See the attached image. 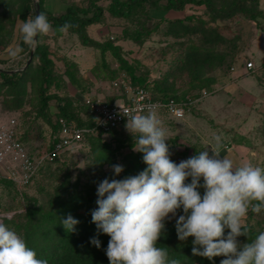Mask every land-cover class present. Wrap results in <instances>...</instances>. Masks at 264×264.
I'll use <instances>...</instances> for the list:
<instances>
[{
  "label": "rangeland",
  "instance_id": "obj_1",
  "mask_svg": "<svg viewBox=\"0 0 264 264\" xmlns=\"http://www.w3.org/2000/svg\"><path fill=\"white\" fill-rule=\"evenodd\" d=\"M37 1L32 0V5ZM89 1L41 0V4L45 12L57 15L70 5L86 8ZM94 1L103 7L110 2ZM229 1L214 0V12L205 9L203 5L185 6V13L192 15V18L184 22V27L182 24H170V20L165 18L160 21L165 9L144 6L139 10L136 8L131 19L115 18L105 11L98 23L86 28L93 39L114 40V44L121 48L122 57L134 66L136 75L145 78V84L154 96L161 97L162 93L157 88L160 86L167 88V95L189 102L185 109L187 116L183 120L176 121L167 113H158L172 136L167 143L171 159L177 164L196 155L198 151L214 146V137L219 135L222 137L218 149L221 156L229 157L231 154L236 165L239 162L238 165L252 163L264 167V58L255 62L249 53L256 40L264 43V18L250 20L240 13L218 17L217 11ZM24 2L0 0V69L26 71L16 89L1 85L0 77V122L9 117L15 118L20 136L24 138L28 149L34 155L42 156L57 135L53 124L61 116V105L67 102L68 111L83 119L88 114L81 101L83 94L97 92L102 95L100 97L108 98L113 78L122 74L131 76L120 68L111 51L107 50L102 56L99 49L82 45L76 34L53 28L49 35L39 38V43L47 45L49 58L53 60L54 80L47 93L58 95L63 101L52 99L47 110L41 112L37 92L39 61L31 58L26 65L29 59L27 52L17 55L20 25L23 23L19 15ZM254 7L264 12V0H258ZM153 8L159 11H153ZM147 11L148 18L145 16ZM29 15L34 17L33 9ZM200 20L207 23L201 24ZM140 28L151 29V35L142 41H134L122 35L123 30L133 32ZM193 46L209 53L206 61L209 65L201 63L202 55L197 53L200 63L183 69L186 62L182 58L185 53L193 52ZM189 56L188 61L195 59L194 54ZM246 61H252L257 70L254 76L257 77L255 91H237V95L231 94L230 100L223 107L218 102L214 107L210 100L218 98L219 92L226 87L224 83L231 72L230 68L238 67ZM222 80L225 82L221 83ZM230 80L231 83L236 82ZM248 80L253 79L248 77ZM239 84L243 85L242 82ZM190 103L193 104L191 108ZM188 119L194 126L191 135L189 129L182 127ZM125 124L102 139L110 143V149L101 147V141L86 138L73 145L70 152L55 159H45L36 178L21 192L0 179V211L10 212L12 217L24 212L26 207L53 209L58 206L55 200L57 195L66 197L72 192L80 193L84 198L97 199V185L105 178L119 179L129 167L133 170V176L138 175L147 165L143 162V153L132 150L133 137L127 132ZM177 128L186 130V133L177 134L174 131ZM113 164L123 165L124 171L119 176L113 173ZM200 191L203 194L202 188ZM250 212L244 223L252 225L259 232L264 231V211L259 214ZM178 214L179 210L177 217ZM23 217L17 216L8 224L18 234L17 228L24 222Z\"/></svg>",
  "mask_w": 264,
  "mask_h": 264
},
{
  "label": "clouds",
  "instance_id": "obj_2",
  "mask_svg": "<svg viewBox=\"0 0 264 264\" xmlns=\"http://www.w3.org/2000/svg\"><path fill=\"white\" fill-rule=\"evenodd\" d=\"M73 25L65 23L61 32ZM53 30L41 11L20 25L23 42L29 48ZM120 114L127 117L125 128L133 137V151L143 153L147 167L138 175L125 179L105 178L97 185L98 207L91 211L97 236L91 244L101 247L98 236L110 237L105 250L109 264H180L169 259L166 248L157 246L166 221H175L178 239L192 240V253L213 260L226 257L220 264H264V231L249 241V227L244 223L249 211H264V167L252 163L234 164L215 145L198 151L179 164L171 159L167 141L172 138L155 110L134 114L117 100ZM83 168V167H81ZM116 176L123 165H111ZM190 178V182L189 181ZM202 181V182H201ZM203 189V194L200 189ZM60 223L69 233L76 232L80 221L71 213ZM225 229H229L225 235ZM247 236L241 244L238 237ZM0 264H48L25 239L4 222H0Z\"/></svg>",
  "mask_w": 264,
  "mask_h": 264
},
{
  "label": "trees",
  "instance_id": "obj_3",
  "mask_svg": "<svg viewBox=\"0 0 264 264\" xmlns=\"http://www.w3.org/2000/svg\"><path fill=\"white\" fill-rule=\"evenodd\" d=\"M247 3H251L252 5L248 6ZM257 4L258 0H230L226 6L221 7L219 11H217L218 13L216 15L221 18L223 16H230L235 13H240L250 20H256L257 17L264 18V12H260L255 9L254 6H257ZM187 5H203L207 10L213 12L216 10L214 6V0H110L109 4L105 7L97 4L94 0H90L86 8L70 5L63 13L54 15L52 13L45 12L42 9L41 0L34 2L33 5L32 0H25L20 10L21 12L19 19L24 22L28 18V13H30L32 9L34 16L37 14L38 9V14L43 11L55 29H60V26L64 25L65 23H71L73 27H71L68 32L76 34L82 45L99 49L102 56L107 50L111 51L119 62L120 68H122L131 76L133 82L135 84L147 87L145 84V78L135 74L134 66L122 57L120 54L121 48L118 44H114V40H95L88 35L86 28L92 24L98 23L105 11L110 16L115 18L131 19L133 18L135 12L144 6H150L151 8H162L166 11H183ZM136 8L138 9L135 10ZM147 13L148 11L145 13L146 18L149 17V13ZM191 18L192 15H185L183 18H165L164 20L168 19L170 20V24H182L184 27V22L190 20ZM213 19L215 20L214 17ZM162 20L163 19L160 21ZM200 22L201 24L207 23V21L204 20H200ZM151 31V29L148 30L145 28H140L130 32L128 29H126L122 31V35L124 38H129L134 41H142L143 38L151 35ZM18 45L19 52L17 55H22L24 52H27L26 56L30 57V53L32 52V59L37 58L39 61L37 92L39 94V109L41 112H44L47 110L49 102L52 99L63 101L58 95L47 93L54 80L53 60L49 58L48 47L46 44L39 43L34 49L29 48L28 45L23 42L22 35L19 38ZM191 50L193 51L192 53L189 51L185 53L184 57L182 58L186 62V66H184L183 69L192 66L191 64L197 65L200 63V59L197 58V53L202 55L201 63L204 62L206 66L209 65V63L206 62L207 56L209 55L208 52H205L204 49L200 50L198 46H193ZM190 54H194L195 59L188 61L190 59ZM25 72V69H0V77L2 79L1 85H6L7 87L16 89L20 81L23 79L22 76L25 74ZM157 88L162 93L161 98L165 100L167 98L173 97L178 101H187L181 98L179 99L173 95H167V88H161L160 86ZM66 103L67 102H65V104L61 105L60 107V115L63 118L74 121L78 126H91L90 117L84 120L77 117L73 114V112L68 111L66 107L68 104ZM82 104L84 105L83 102ZM57 127V124H53V129H55V132L57 131ZM115 130H113L111 134ZM86 138L89 140L95 139L101 141V147L110 149V143L102 140L100 136H87ZM51 146L52 144L50 147ZM68 152L70 151H67L66 153ZM58 157L60 156L55 155L53 159ZM132 172V168H126L124 175L120 176L119 179L122 180L133 176ZM1 180L4 182V184L13 186L9 181L4 179ZM57 197L58 198H55V200L58 206L54 207L53 209H44L41 206H33L32 208L26 207L24 212L18 213L9 219L4 218L3 222L8 225L17 216L23 215L24 222L19 224V228H17L21 234V237L26 240L29 247L33 248L37 252L38 258L47 260L48 264H109V259L105 250L108 246L110 237L101 233L98 236L101 241V247L97 248L91 244V238L97 236V227L91 222V211L98 207L96 204L97 199L92 197L84 198L82 195H80V193L77 192L67 194L66 197H60L59 195H57ZM69 213H71L74 218L80 221V223L76 225L77 231L73 233L67 232L64 226L60 223L61 218H66ZM182 214L183 212L181 209L179 210L178 215ZM175 221L176 218L174 220L168 221L165 224L164 234L161 235L157 243L158 247L166 248L168 250L169 259L179 260L180 264H220L221 260L226 258L223 256H217L213 261L205 257L193 255L192 240L194 237H189L187 241L181 242L177 236ZM246 225L250 229L249 241H251L259 234V231L255 230L250 224ZM228 231L230 230L225 229V235H227ZM237 239L241 244L248 242L247 236H240Z\"/></svg>",
  "mask_w": 264,
  "mask_h": 264
},
{
  "label": "built area",
  "instance_id": "obj_4",
  "mask_svg": "<svg viewBox=\"0 0 264 264\" xmlns=\"http://www.w3.org/2000/svg\"><path fill=\"white\" fill-rule=\"evenodd\" d=\"M244 68L255 70L252 61L244 62ZM233 70V67H231ZM111 89L118 95L119 103L134 114H146L152 109L156 112H164L175 119L185 117V109L188 101H178L173 97L166 100L154 96L150 90L142 85L135 84L131 77L125 74L114 78L110 82ZM82 102L86 106L91 126H78L74 121L66 120L59 116L57 135L49 146L46 154L34 155L28 149L26 142L20 136L16 119L9 117L0 122V179L11 182L18 191L27 188L36 178L40 166L45 159H53L71 150L75 144H79L87 136H100L102 139L127 122V117L120 114L117 101L108 102L104 99L85 95ZM10 212L0 211V221L10 218Z\"/></svg>",
  "mask_w": 264,
  "mask_h": 264
},
{
  "label": "crops",
  "instance_id": "obj_5",
  "mask_svg": "<svg viewBox=\"0 0 264 264\" xmlns=\"http://www.w3.org/2000/svg\"><path fill=\"white\" fill-rule=\"evenodd\" d=\"M153 9H154L153 11H159L158 9H155V8H153ZM184 10H186V8ZM184 10L183 11H173V10L164 11L165 14L160 17V20L163 19V18H169V19L183 18L185 15H187ZM180 13L182 14L181 16L179 15ZM249 53H250V55H252L251 57L253 58V60L255 62H257L260 58L263 59L264 58V43L263 44L261 42L259 43V40H256L254 42V46L250 48ZM230 71L231 72H229V76H228V78L226 80V84L224 83L225 80H222V82H221V83H224V85L226 87L225 88H222V91L219 92L218 98L210 100V103H212V105L214 107H215V105H216L217 102H218V105L220 104V107H223V105L230 100L229 98L231 97V94L237 95L236 94L237 91H238V93L241 92V91H243L244 93H250V92L255 91V89L257 88V82H256V78L257 77H254V76L257 75L256 74L257 70H253V71L252 70H247V69L244 68V65L242 64V65H240L238 67H233V70H231V68H230ZM248 77L252 78L253 80L252 81L248 80ZM230 79L235 80L236 82L235 83H231V80ZM239 82L240 83L242 82L243 85L242 84H239ZM109 93L110 94H109L108 98H104V97L102 98V97H100L101 94L99 95V93H97V92H94V94L93 93L83 94V96L90 95L92 97H97V98L104 99V100H106L108 102H115V101L119 100L118 95L112 89H110V92ZM191 103L189 104V106L190 105H193ZM83 107L86 108L85 106H83ZM190 108H191V106H190ZM157 113H159V112H157ZM87 116H88V114H87ZM87 116H84L83 120ZM186 116L183 119H185ZM183 119H179V120H183ZM175 120L178 121L177 119H175ZM192 124H193V122H191L190 119L186 120V122H183V124H182L183 125L182 127L185 126L184 128L189 129L188 130L189 135H191L192 130H193L192 128L194 127ZM188 125L190 127H188ZM174 131L177 134H179V135H182V133H184V134L186 133V130H183L184 131L183 132L181 128H177ZM229 158L230 159L232 158L231 157V154H229ZM244 158H243V161H244ZM241 161L242 160H240V162ZM238 164H239V162H238Z\"/></svg>",
  "mask_w": 264,
  "mask_h": 264
},
{
  "label": "water",
  "instance_id": "obj_6",
  "mask_svg": "<svg viewBox=\"0 0 264 264\" xmlns=\"http://www.w3.org/2000/svg\"><path fill=\"white\" fill-rule=\"evenodd\" d=\"M38 9H37V15H38ZM31 58H32V52L30 53V57H29V59H28V61H27V63H26V65H28L29 64V62L31 61Z\"/></svg>",
  "mask_w": 264,
  "mask_h": 264
}]
</instances>
